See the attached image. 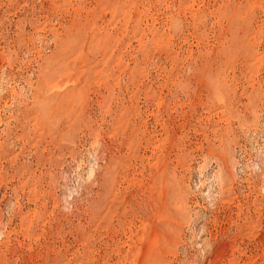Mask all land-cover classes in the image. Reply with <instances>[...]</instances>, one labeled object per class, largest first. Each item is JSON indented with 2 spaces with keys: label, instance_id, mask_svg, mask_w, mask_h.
Masks as SVG:
<instances>
[{
  "label": "rangeland",
  "instance_id": "1",
  "mask_svg": "<svg viewBox=\"0 0 264 264\" xmlns=\"http://www.w3.org/2000/svg\"><path fill=\"white\" fill-rule=\"evenodd\" d=\"M0 264H264V0H0Z\"/></svg>",
  "mask_w": 264,
  "mask_h": 264
}]
</instances>
